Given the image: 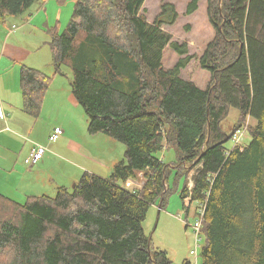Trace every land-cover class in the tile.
Wrapping results in <instances>:
<instances>
[{
  "label": "trees",
  "instance_id": "1",
  "mask_svg": "<svg viewBox=\"0 0 264 264\" xmlns=\"http://www.w3.org/2000/svg\"><path fill=\"white\" fill-rule=\"evenodd\" d=\"M36 1L0 0V24ZM143 2L76 0L65 29H50L53 73L69 66L88 133L123 143V159L52 197L0 194V264H168L142 223L164 203L170 169L186 177L179 197L201 207L199 263L264 264V0H207L213 37L198 58L210 74L201 89L179 76L192 58L187 43L171 40L158 17L149 22ZM168 44L180 57L164 69ZM51 80L20 66L24 112L39 115ZM231 107L240 115L227 134L220 122ZM247 118L248 143L227 147ZM168 145L176 158L166 165L158 154ZM139 178L140 189L125 187Z\"/></svg>",
  "mask_w": 264,
  "mask_h": 264
},
{
  "label": "rangeland",
  "instance_id": "2",
  "mask_svg": "<svg viewBox=\"0 0 264 264\" xmlns=\"http://www.w3.org/2000/svg\"><path fill=\"white\" fill-rule=\"evenodd\" d=\"M46 1L37 0L26 12L7 15L5 21L0 24V95L7 101L11 113L8 117L9 130L0 132V154L3 156L0 159V194L19 203H23L30 194L52 197L59 186L72 188L84 172H90L92 169L100 176H108L109 168L98 164L84 151L80 152V146L89 149L108 164L122 160L125 148L123 143L110 135L88 133L87 117L71 92L72 74L69 66L62 64V74L53 73V55L49 46L50 29L55 26L54 29L58 33L65 29L76 0H66L61 5L56 4L54 0H48V4ZM190 1L144 0L141 12L149 22L158 17L162 29L171 35V40L187 43V50L192 58L181 69L179 76L194 82L201 89L206 87L210 74L200 67L198 58L212 39L213 28L207 17V0H198L196 9L187 12ZM28 12H31L28 19L31 17L32 21L24 25L21 20L23 14ZM11 23L16 28L12 30V35L7 36L4 46L3 35ZM179 57L169 44L166 45L162 51L163 68L173 67ZM21 65L40 69L52 76L48 92L42 101V110L36 117L22 109L18 84ZM239 115L237 109L231 107L220 122L222 131L229 134L238 123ZM5 117L6 115L3 119ZM248 123H251V120L247 118L243 124ZM54 126L69 133V138L58 145L57 149L60 151H56L53 146L63 140V132L59 141H51L55 144L49 145L47 142L48 133L52 132ZM248 140L246 131L240 144L245 145ZM32 142H41L47 147V155L61 157L63 161L55 160L43 169H38L39 164L27 167L24 158ZM225 145L231 147V139ZM106 151L113 154H107ZM158 156L166 165L174 162V145L165 147ZM176 171L170 169L168 172V191L162 206H159V202L149 206L142 223L143 231L150 238L151 251H164L170 261L168 264H200L203 239L195 230L200 205L196 201H189L188 198L182 200L179 197L186 177L183 174L176 176ZM135 181L139 182V185L137 182H125V187H131L130 190L140 189L142 178ZM188 186H191V181Z\"/></svg>",
  "mask_w": 264,
  "mask_h": 264
},
{
  "label": "crops",
  "instance_id": "3",
  "mask_svg": "<svg viewBox=\"0 0 264 264\" xmlns=\"http://www.w3.org/2000/svg\"><path fill=\"white\" fill-rule=\"evenodd\" d=\"M46 1V0H45ZM47 2V4L49 3V1L47 0L46 1ZM26 14V15H25ZM25 14H23V17H22V24H24V25H28L31 21H32V19H31V17H29V19H28V16L29 15H31V12H28V13H25ZM12 26H14V24L13 23H11L10 24V28H8L5 32H4V35H3V39H4V46L6 45V42H7V36L9 35V34H11L12 35V30H14L15 28H16V26H14V28L12 29ZM53 27H55V26H53ZM2 39V40H3ZM6 41V42H5ZM49 89V88H48ZM48 89H47V91H46V94H47V92H48ZM45 94V95H46ZM44 95V96H45ZM45 98V97H44ZM0 101H1V103H2V108H3V110L2 111H4V114L6 115V117H5V119H0V132H3V131H6V130H9V122H8V117H10L11 116V113H9V107L7 106V101L5 100V98H3L1 95H0ZM6 123V124H5ZM55 127H58V126H54L53 128H55ZM63 133H64V137H63V140L60 142V143H58L57 144V146H56V141H59V139H60V136L58 137V139L56 140V141H54V142H51V141H49L48 140V137H47V142L49 143V145H51V143H54L55 145L53 146V148L56 150V151H60L59 149H57L58 148V145L59 144H61L63 141H65V140H67L68 138H69V133L67 132V131H64L63 130ZM62 133V134H63ZM50 133H48V135H49ZM34 143H37V142H32L31 143V145H30V147L28 148V151H27V154H28V152L30 151V149H31V146L34 144ZM38 144H41V145H43L41 142H39ZM44 146V145H43ZM46 147V146H45ZM47 148V147H46ZM78 150H80V152L82 151H84V153L88 156V157H90V158H92L93 160H96V162H98V164H100L101 166H107L108 168H109V170L107 171V173H109L110 174V171H111V168H112V165L115 163V162H111L110 164H108L106 161H104L102 158H99V157H97V156H95V154H93L89 149H87V148H85V147H83V146H80L79 148H78ZM107 152V151H106ZM48 153H47V149H46V151H45V154H44V156L41 158V160L39 161V162H37L35 165H37V164H39L38 166V169H43V168H45V166H47V165H49L50 163H53V162H55V160L56 161H58V162H60V161H63V159L61 158V157H57V156H55V155H51V156H49V155H47ZM107 154H110V155H112L113 153L112 152H107ZM3 156H1V154H0V159L2 158ZM113 163V164H112ZM92 169V168H91ZM87 171H89V170H87ZM90 172L92 173H94V174H96V175H98V176H100L99 174H97V172H95V170L94 169H92V170H90ZM108 174V175H109ZM101 177H103L102 175H101ZM105 177H107V176H105ZM49 179H51V178H49ZM127 183H134V182H137V181H135V180H133V179H128L127 181H126ZM138 183V185H139V182H137ZM143 183V182H142ZM142 185V184H141ZM130 188L131 187H129V190H130ZM134 190H137L136 188L134 189ZM30 195H32V194H30Z\"/></svg>",
  "mask_w": 264,
  "mask_h": 264
},
{
  "label": "built area",
  "instance_id": "4",
  "mask_svg": "<svg viewBox=\"0 0 264 264\" xmlns=\"http://www.w3.org/2000/svg\"><path fill=\"white\" fill-rule=\"evenodd\" d=\"M12 28H14V27L12 26ZM2 110H3L2 103L0 101V119H3L5 116L4 111H2ZM62 132H63V130L61 128L55 127L52 130V132L49 134L48 140L49 141H55L56 139H58V137L61 135ZM243 136H244V128L238 127L237 129H235L233 131V133L231 134V141H232L233 145L234 146L239 145L240 140ZM45 151H46V148L44 146H42L41 144H38V143H34L31 146L30 151L28 152V154L24 158V163L27 165V167H31V166L35 165L44 156ZM199 212H201V209H199ZM200 227H201V221H200V218L198 216L197 227L195 225L196 232L199 233ZM193 264H196V263H193Z\"/></svg>",
  "mask_w": 264,
  "mask_h": 264
},
{
  "label": "bare ground",
  "instance_id": "5",
  "mask_svg": "<svg viewBox=\"0 0 264 264\" xmlns=\"http://www.w3.org/2000/svg\"><path fill=\"white\" fill-rule=\"evenodd\" d=\"M240 127H242V128H244V135L246 134V131H247V127H246V124H244V125H242V126H240ZM237 129V128H236ZM244 137V136H243ZM239 145H241V144H239Z\"/></svg>",
  "mask_w": 264,
  "mask_h": 264
},
{
  "label": "water",
  "instance_id": "6",
  "mask_svg": "<svg viewBox=\"0 0 264 264\" xmlns=\"http://www.w3.org/2000/svg\"><path fill=\"white\" fill-rule=\"evenodd\" d=\"M72 186H74V184Z\"/></svg>",
  "mask_w": 264,
  "mask_h": 264
}]
</instances>
